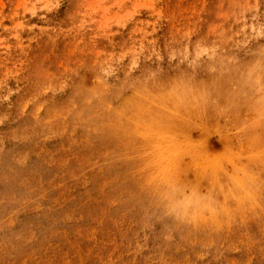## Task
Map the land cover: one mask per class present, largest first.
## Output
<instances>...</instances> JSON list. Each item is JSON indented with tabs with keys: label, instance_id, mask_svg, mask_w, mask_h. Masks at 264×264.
I'll list each match as a JSON object with an SVG mask.
<instances>
[{
	"label": "rangeland",
	"instance_id": "1",
	"mask_svg": "<svg viewBox=\"0 0 264 264\" xmlns=\"http://www.w3.org/2000/svg\"><path fill=\"white\" fill-rule=\"evenodd\" d=\"M0 264H264V0H0Z\"/></svg>",
	"mask_w": 264,
	"mask_h": 264
}]
</instances>
